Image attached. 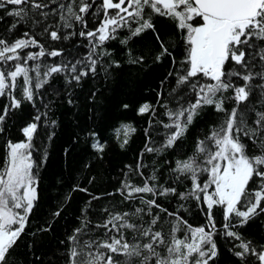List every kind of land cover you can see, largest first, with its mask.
<instances>
[{"label": "trees", "instance_id": "obj_1", "mask_svg": "<svg viewBox=\"0 0 264 264\" xmlns=\"http://www.w3.org/2000/svg\"><path fill=\"white\" fill-rule=\"evenodd\" d=\"M37 2L48 4V7L33 10L28 6V15L23 20L7 15L15 6L0 8V39L12 43L19 38H34L45 51L44 56L34 61L29 60L26 64L29 76L33 78V100L23 98L20 88L22 76L17 78V87L12 93L21 101L19 107H13L8 95L0 96V116L4 117L0 123V164L7 160L8 144L28 142L23 129L32 123L37 125L29 152L34 162L33 170L38 172V199L34 202L32 212L28 214L24 232L13 249L9 250V264H70L72 241L69 237L76 234L77 229L82 230L78 235L81 243L106 240L117 233L96 225L104 224L114 215L132 213L136 208H142L144 212L125 219L147 229L153 217L158 216L159 220L152 229L161 231L166 243H170L173 235L184 239L189 232L187 225L192 228L204 227L209 231L206 202L203 198L200 201L192 197L180 198L181 193L186 194L192 189V181L186 175L174 171V168L177 160L183 161L197 155L198 141L205 140L212 130L219 128L226 114L216 111L214 105L203 106L187 131L173 146L158 152L146 151V145L160 149L167 137L175 131V128L165 127L172 123L167 115L168 110L175 111L181 105L186 107L196 99L195 92L187 84L178 89L176 87L177 72L186 56L184 32L178 28L177 22L146 8V18L147 14L151 15L154 30L147 29L133 36L128 27L119 29L115 34L116 39H110L96 49V55L93 56L99 61L96 72H89L79 82H69L74 74L60 72L46 78L44 72L47 66L71 67L78 60L83 63L76 64V74L87 70L84 58L89 54L90 40L79 33L95 30L100 25L104 14L103 11L96 12V9L102 0H95V3L88 0L92 7L87 14H82L87 22L86 28L75 21L73 27H64L57 10L61 3L67 4L68 0H57V3H51V0ZM79 2L80 0H76L77 5ZM54 11L55 15H52ZM42 12L49 13L47 18ZM114 12V9L109 10L110 15ZM13 24L16 25L15 28L12 27ZM57 25L58 34L63 37L67 33L68 39L51 40L49 33L57 30ZM137 26L135 22L130 25L132 29ZM45 28L48 29L47 32ZM25 32L28 37H24ZM122 40H127V43H122ZM162 43L171 56L164 55L157 60L162 51ZM257 43L264 47V41ZM54 50L61 54L56 57L47 55ZM39 51V47H29L20 50L19 54L23 57L27 53L35 54ZM255 51V48L247 49L245 46V61L248 53ZM20 62L24 63L23 60ZM16 63L9 61L6 66L0 67L11 70ZM231 63L233 62L229 61ZM261 63L257 57L253 60L256 67H250V70L259 71ZM229 64L225 65L226 69ZM36 65L40 66V79H47V83L39 89L35 88L36 73L33 69ZM234 67L237 71H242L239 65ZM193 79L200 80V77ZM232 79L236 85L244 83L238 77ZM200 82L204 83L203 80ZM259 82L258 79L253 80L252 84ZM259 93L260 89L253 87L248 101L239 104V111L246 113L248 127H256L255 112L248 109L254 107L257 111H264V103L260 102L264 98ZM233 96L231 88L218 93V98H223V107L229 112L237 104L232 99ZM145 103L150 104L152 109L140 114L139 108ZM6 108L8 111L5 115ZM37 116L40 117L39 120L36 119ZM126 125L135 129L127 137L124 133ZM125 138L128 139L127 144L123 143ZM241 140L248 144L249 155L259 154V148L243 133ZM96 142L104 146L102 152L93 147ZM199 159L202 160L203 156L200 155ZM36 165H39L38 169ZM153 174L155 180L150 179ZM207 178V174L201 173L200 183L203 184ZM146 180L150 186H155V196L151 193H133L131 199L126 198L128 190L123 188L126 181L133 186H143ZM262 183L264 181L254 176L249 182V188L259 190ZM167 188H174L175 194H159L160 190ZM141 197L144 200L154 199L160 208L149 209L141 202ZM260 208H264V201H261ZM260 208H257L258 215L241 224L238 223L239 218L234 216L230 222L225 221L224 208L213 206L211 211L216 228L212 239L216 244V255L209 260V264H261L257 255L251 252L243 259L236 255L242 251L238 247L242 241L248 243L249 248L255 249L256 253L264 252V212H260ZM58 210L60 215L55 216L54 213ZM168 213L174 215L170 216ZM177 216L186 221V225L179 223ZM225 223H229L228 229L223 227ZM177 225L179 230L173 232ZM108 227L111 228L112 225ZM121 231L129 243L138 242L142 245L147 242L138 231ZM226 231L239 234L241 239L227 236ZM158 250L163 252L164 247L161 246ZM133 264L138 262L134 261Z\"/></svg>", "mask_w": 264, "mask_h": 264}, {"label": "snow or ice", "instance_id": "obj_2", "mask_svg": "<svg viewBox=\"0 0 264 264\" xmlns=\"http://www.w3.org/2000/svg\"><path fill=\"white\" fill-rule=\"evenodd\" d=\"M51 3H57V0H51ZM7 5L15 6L13 10L8 11L7 15L21 20L28 15V6L33 10L48 7V4L39 3L37 0H0V8H5ZM91 7L88 0H80L78 5L76 0H68L67 4L61 3L57 11L65 28L73 27V21L86 28L87 22L82 14H87ZM146 8L158 15L175 20L178 28L184 32L186 56L181 61V69L177 72L176 87L178 89L187 84L196 94L194 103L190 102L186 107L181 105L175 111L168 110L167 115L172 123L166 124L165 127L175 128V131L167 137L160 149L146 145V151L158 152L173 146L175 141L187 131L194 117L199 114L198 110L203 106L214 105L216 111L226 114L219 128L212 130L205 140L198 141L197 155L183 161L177 160L174 168V171L186 175L192 181V189L186 194L181 193L180 198L192 197L197 201L203 198L206 202L210 230L206 231L204 227L192 228L187 225L189 232L184 239H178L173 235L170 243H166L162 232L152 229L159 220L158 216L153 217L147 229L125 219L127 216H138L144 212V209L136 208L132 213L117 214L104 224L96 225L98 228L108 229L109 232L115 230L117 233L106 240H88L81 243L78 235L82 230L77 229L76 234L69 237L72 241L70 264H133L134 261L138 264H153V261L155 264H209V260L216 255V244L212 239L216 228L211 211L213 206L218 205L224 208L225 221L230 222L234 216L239 218L238 223L242 224L259 214L257 208H260L261 201H264V183L259 186V190L249 188V182L254 176L264 181V111H257L254 107L248 109V111H254L256 115L254 128L248 127L246 113L239 111V104L248 101L253 87L260 89L259 95L264 98V47H260L257 43L264 41V0H102L101 5L96 9V12L103 11L104 14L100 25L95 30L79 33L80 36H87L90 40V51L84 58L88 65L87 70H81L76 74V64L83 63L78 60L71 67L68 65L47 66L44 76L47 78L53 73L67 72L74 74L69 82L71 80L79 82L81 77L87 76L89 72L94 74L99 62L98 59L93 58L96 55V49L106 41L116 39L115 34L119 29L128 27L133 36L147 29L154 30L151 15L147 14L146 18ZM112 9L115 12L110 15L109 10ZM41 14L45 18L49 15L43 12ZM51 14L55 15V11ZM132 22L138 25L134 29L130 27ZM12 27L15 28L16 25L13 24ZM47 31L48 29L45 28V32ZM58 31L59 25L57 30L49 33L51 40L69 38L67 33L61 37ZM23 35L28 37L27 32ZM121 42L126 44L127 40ZM245 46L247 49H256L254 53H248L247 61H245ZM29 47H39L40 51L35 54L27 53L22 57L19 51ZM161 48L162 51L157 56V60L164 55L171 56L163 43ZM60 54L55 50L47 53L52 57ZM44 55L43 46L34 38H19L12 43L0 39V66H6L9 61L17 62L11 70L0 67V96L8 95L13 107H19L21 103L12 95L17 87V78L20 76L23 77L20 85L23 98L28 101L33 100V78L29 76L26 64L27 61L37 60ZM257 57L262 62L259 65L260 70H250V67H256L253 65V60ZM22 60L23 64L20 62ZM229 61L233 63L229 64ZM226 64H229L227 69ZM185 65L187 67H184ZM234 65H239L242 71H237ZM33 71L36 73L35 88L39 89L47 83V79H40L39 65H36ZM196 77H200V80L193 79ZM233 77H238L244 83L236 85ZM257 79L260 82L253 85L252 81ZM201 80L204 83H201ZM230 88L234 92L232 99L237 104L229 112L223 107V98H218V93L226 92ZM260 102L264 103V99ZM151 109L152 106L145 103L139 108V113L144 114ZM7 111L6 108L5 115ZM152 114H155L154 110ZM3 119L4 117L0 116V123ZM36 119L39 120L40 117L37 116ZM36 128L35 123L24 128L23 132L28 142L9 143L7 160L0 164V264H9V250L13 249L17 239L24 232L28 214L32 212L34 202L38 199L36 190L38 172L33 170L34 162L29 152ZM130 132H135V129L131 125L124 126L126 137ZM241 133L259 148V154H248V144L242 142ZM123 143L127 144L128 139L125 138ZM93 147L101 152L104 148L99 142H96ZM200 155L203 156L202 160L199 159ZM38 167L39 165H36L37 169ZM201 173L207 174L208 177L203 184L199 181ZM138 174L143 175V173ZM150 179L155 180V175L153 174ZM123 188L128 190L126 198L129 199L132 198L133 193H151L153 196L157 194L155 186H150L147 180L143 186H133L126 181ZM210 189L212 190L209 191ZM175 191L174 188H167L160 190L159 194H175ZM201 194H203L202 197ZM140 199L149 209L160 208L154 199L144 200L143 197ZM237 205L240 207L238 208ZM260 212H264V208H260ZM148 214L151 215L150 212ZM54 215L59 216V210ZM168 215L174 214L168 213ZM177 221L186 225V221L178 216ZM110 224L111 228L108 227ZM223 227L228 229L229 223H225ZM121 229L138 231L147 242L142 245L138 242L129 243ZM178 230V225L173 228V232ZM226 235L241 239L239 234L233 231H226ZM161 246L164 247L163 252L158 250ZM238 247L242 251L236 255L241 259L251 252L257 255L261 264H264V252L256 253L255 249H250L249 244L243 241ZM99 249L107 251L101 252ZM114 256L122 257V259H115Z\"/></svg>", "mask_w": 264, "mask_h": 264}, {"label": "rangeland", "instance_id": "obj_3", "mask_svg": "<svg viewBox=\"0 0 264 264\" xmlns=\"http://www.w3.org/2000/svg\"><path fill=\"white\" fill-rule=\"evenodd\" d=\"M24 143V142H23Z\"/></svg>", "mask_w": 264, "mask_h": 264}]
</instances>
